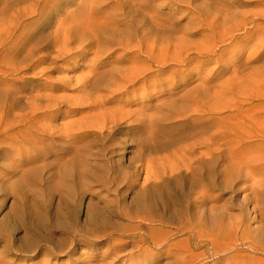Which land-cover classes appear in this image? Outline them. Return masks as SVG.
Wrapping results in <instances>:
<instances>
[{
  "label": "bare ground",
  "instance_id": "1",
  "mask_svg": "<svg viewBox=\"0 0 264 264\" xmlns=\"http://www.w3.org/2000/svg\"><path fill=\"white\" fill-rule=\"evenodd\" d=\"M68 1L70 0L4 1L0 44L5 64L0 69V75L19 76L9 80L20 86L21 91L30 87L31 94L25 97L23 104L14 92L7 89L0 91V153L8 152L12 148L20 151L24 144H27L30 150H38L41 147L47 148L51 143L67 156L66 161H63V168L69 177L77 171L81 174L89 167L94 174L96 170H93V165L88 160L91 141L87 140L88 136L94 134L89 130L93 125L84 124L87 121L81 117L75 123L76 127L58 128L53 125L54 116L50 115V112L54 111L57 117L60 108L71 102L69 100L67 102L65 94H55L57 89L68 90L69 79L53 78L50 75L52 71L66 65H70L71 69L79 66L85 68L84 74L74 77L76 87L72 90L77 94L74 96V104L78 107L68 112V115H72L73 112L77 114L85 112L83 118L101 116L103 122L99 129L102 131L100 137H96L97 141L111 137L116 131L114 127L117 125V119L112 114L113 107L107 106L115 96V91H120L118 101L132 103L135 98L125 97L131 92L129 88L143 77H145L143 82H147L150 78L147 76L149 70L153 72L154 67L159 65L160 74H163L164 66H169L170 63L190 66L199 59L195 56L189 57L187 51L196 50V54L205 57L198 64L204 71L198 72L196 84L193 83L184 93L170 99V104L180 101L177 106L183 103L185 96L193 99L192 110L185 115L177 114L179 115L177 118L180 119L177 121L185 123L184 126L188 127V131L178 133L180 134L178 139L187 141V148L192 156V162L187 165L190 173L186 172L182 176L177 173L178 176H174L182 192L175 199L171 198L172 200L164 197L160 189L170 180L160 176L163 183L154 182L145 188L146 191L156 192L157 200L147 199L146 192H143L135 196L131 204L120 205L113 201L107 203V208L113 213L112 216H116V223L115 225L107 223L106 239L109 245H115L111 235L120 234L132 238L136 249L131 252L138 258H144L149 252H157L156 254L160 256L165 250L177 249L179 252L175 256L179 258L180 264H196L201 258L206 257L209 249L194 252V246H207L211 248L212 253L218 254L231 249L234 246L232 242L237 240H240V245L247 244L251 250L264 254V245L248 238L246 225L227 226V222L224 223V218H227L225 204H208L204 198L208 195L204 189L205 183L213 177L214 167L219 158L226 157V153L242 158L241 156L245 154L264 149V71L261 65L249 67L248 72L240 70L237 63L245 50L243 43H236L231 46L229 53L225 52L215 57L219 48L215 44L217 40L219 42L232 40L236 31L243 29L246 32L249 27L253 28V31L248 38L255 39L251 46L252 53L263 47L264 23L257 22L261 17L260 12L231 13L228 10L225 12L221 9L226 6L220 4L221 9L214 10L210 8L213 0H204L201 4L199 0H92L86 5H81L82 2L74 3L75 8L70 13L65 7ZM262 1L264 3V0H246L240 3L247 5L253 2L257 6ZM23 3L26 5H21ZM181 3L196 13L190 22L192 29L195 26L201 30H209L211 25L217 23L209 30L210 35L202 36L205 43L203 48L200 44L191 43L186 37L196 35L199 30L180 32L170 19V13L162 10L167 5L178 9ZM53 7L57 8L56 11H61V17L54 20L59 21L58 26L47 39L45 26L52 19V11L55 9ZM25 14L36 19L22 22ZM209 17H216L210 21L213 24L206 21ZM117 50H122V58L129 63L102 71L104 60ZM161 51H164L165 55L159 57L158 53ZM88 55L90 58L86 61ZM166 55L168 59L164 58ZM54 57L61 58L60 65L54 61ZM210 62H214L215 67L208 69L205 65ZM227 68L231 74L225 77ZM174 70L179 68L174 69L170 66L168 73ZM145 72L148 73L142 75ZM102 88L115 89L110 90V94L107 95L97 94L96 92ZM133 95L135 96V91ZM215 100H218V103H215ZM116 106L117 110L122 111L120 117H127L131 113L123 109V105ZM176 110L180 111V108ZM138 111L144 114L143 109ZM225 112L228 115L221 116ZM41 116L50 118L45 124H40ZM82 124L84 128H81ZM132 126L134 128V125ZM127 129L132 128L128 126ZM57 131L60 136H55ZM196 147L201 150L196 151ZM32 164L31 160L23 164L19 158V164L9 168L1 164V167L5 168L2 173L14 175L12 185L19 186L26 179L38 177L37 168ZM24 165L30 168L19 173L20 166L23 168ZM128 173L127 168H117L112 170L111 177L110 173H107L103 181L99 179L108 186L128 178ZM80 174L77 179L83 180ZM155 180L156 178L146 181L152 183ZM197 186L202 188L197 194L204 197L193 199L191 202L188 193ZM209 213V218L215 222L220 221V225L209 227L206 224ZM87 216L89 221L94 217H103V208L91 204ZM58 219L54 228H60L65 237L56 239L48 234L33 235L32 229H27L23 236H27L23 246L27 245L35 252L47 244L50 249L41 250L42 253L51 252L59 255L64 251L69 254L75 250V245L88 240L99 241L101 235L105 234L99 231L94 234L76 220L65 222ZM143 222L146 223L145 226ZM31 226L35 227L33 223ZM179 236L181 238L176 239ZM120 244L121 247L113 248V257H110L108 264H124L126 257H132L130 252L121 257L120 250L127 242ZM144 244L147 246L144 247Z\"/></svg>",
  "mask_w": 264,
  "mask_h": 264
},
{
  "label": "rangeland",
  "instance_id": "2",
  "mask_svg": "<svg viewBox=\"0 0 264 264\" xmlns=\"http://www.w3.org/2000/svg\"><path fill=\"white\" fill-rule=\"evenodd\" d=\"M4 1L0 0V42ZM91 1L70 0L65 7L71 13L72 9L75 8L74 3L82 2L83 4L81 3V5H86ZM203 1L199 0V3L201 4ZM240 1L246 0H213L210 8L214 10L221 9L220 4L226 6L221 9L225 12L227 10L231 13L258 11L261 17L258 18L257 22L264 23L263 1L257 6L253 2L241 5ZM21 5L25 6L26 4L23 3ZM180 6L176 9L173 8L174 6L167 5L162 10L167 14L170 13V19L174 21L177 30L187 33L192 29L190 22L196 13L188 9L183 3ZM254 6L256 7L253 8ZM56 9L52 11L50 23L45 26L47 39L50 38L54 28L58 26L59 21L54 22V20L61 17V11H56ZM213 18L216 17H209L206 21H213ZM35 19L25 14L22 17V22H31ZM210 23L213 24V22ZM215 25L217 23L211 25V27ZM211 27L208 29L210 30ZM194 30L199 31L196 35H188L186 37L191 43L200 44L202 45L201 48H203L205 43L202 41V36L204 34L210 35L211 31L201 30L200 27L195 26L192 31ZM251 31H253V28L249 27L246 32L243 29L236 31L232 40L224 42L217 40L215 44L219 48L215 57L221 56L225 52L229 53L232 45L243 43L245 50L241 55V60L237 63L241 68L240 70L248 72L250 71L249 67L261 65L264 71V45L256 53H252L251 46L255 39H252V37L248 38ZM195 51L188 50V56L191 58L195 56L199 61L205 58L196 54ZM2 52V45L0 44V69L5 64L1 56ZM121 55L122 50L111 53L104 60L105 65L101 70H109L111 69L110 67H122L128 64L129 62H125ZM161 55H165L164 51L158 53L159 57ZM89 58L90 56L88 55L86 61ZM164 58L168 59L167 55ZM54 61L60 65L61 58L54 57ZM199 61L190 66L170 63L169 66H164L165 71L163 74H160L161 67L156 65L153 72L149 70L150 72L147 76L150 78L147 82H143L145 79L143 77L142 81L140 80L129 88L131 92L125 97L129 99L135 98L130 104L118 101V97H120L118 93L120 91H115V96L111 102L107 103V106L113 107L111 111L117 119V125L114 127L116 131L111 137L97 141L96 137H100V132L102 131L99 129L103 122L101 116L83 118L86 115L85 112L78 114L73 112L74 115H68V112L78 107L74 104V96H77V94L72 90L73 87H76V79L74 77L84 74L85 68L79 66L71 69L70 65H66L52 71L50 75L53 78L67 77L69 79L68 90L57 89L55 94L63 93L67 97V102L68 100L71 102L60 108L57 117L54 111L50 112V115L54 116L52 119L54 120L52 121L53 125L58 128L76 127L75 123L79 121L80 117L87 121L84 124L93 125L89 130L94 134L87 137V140L91 141L88 160L93 165V170H96V174H92V168L89 167L83 170L81 174L77 171L73 173V176L69 177L65 173V168H63V161H66L65 158L67 156L51 143L47 148L41 147L38 150H30L28 145L24 144V148H21L20 151L12 148L8 152L0 153V264H108L111 260L110 257H113V248L121 247L122 244L120 243H124V241L127 244L120 250L121 257L129 252L132 255V257H126V263L124 264H180L179 258L176 257L177 252H179L177 249L165 250L160 256L156 254L157 252H149L144 258H138L136 254L131 252L136 249L133 246L135 243H132V238L124 237L120 234L111 235L110 237L114 238L116 244L109 245L106 239L107 223L115 225L116 216H112L113 213L107 208L106 204L111 201L120 205L123 203L131 204L135 196L143 192H146L147 199L157 200V193L152 190L146 191L145 188L154 182L163 183L162 177L167 178L165 180H170L167 184L164 183L165 186L160 189L164 197L175 199L182 192L180 184L175 182L174 176H178V174L182 176L186 172L190 173L187 165L192 162V156L189 148H187V141L178 139L180 135L178 133L185 130L188 131V127L184 126L185 123L177 121L180 120L177 117L185 115L189 110H192L193 99L185 96L183 103L179 106L177 105L180 101H177L176 104H170V99L184 93L193 83L196 84L198 72L200 70L204 71L203 68H199ZM214 65V62H210L205 67L208 66V69H211L215 67ZM170 66L174 67V69L179 68V70L168 73ZM229 70L227 68L225 77L231 74ZM146 73L148 72L142 75ZM18 77L0 75V91L7 89L14 92L20 97L21 103L24 104L25 97H29L31 94V88L28 87L25 91H21L20 86L9 80ZM163 80H165L164 83H162ZM154 83H157V85H154ZM114 89L102 88L96 93L107 95L110 94V90ZM132 90L135 91V96ZM215 101V103H218V100ZM116 105H123V109L131 113L127 117H120L122 111L117 110ZM245 106L250 105L245 104ZM177 108H180V111H177ZM140 109L144 110V114L138 111ZM60 113H62L61 116ZM224 115L227 116L228 113L221 114V116ZM49 118V116H41L39 118L40 124H45ZM84 124H82L81 128H84ZM132 125H134V128ZM128 126L132 129L128 130ZM55 136H60L59 131L55 133ZM62 139H65V137H62ZM6 147L8 148L7 145ZM199 150L201 148L196 147V151ZM236 157L226 153V157L218 159L216 167H214L213 177L205 183L206 188L204 189L207 191L208 195L206 197L208 198L203 195H200V197L203 196L208 204H225L227 206V218H224V223L227 222V226H232L231 224H233L243 227L246 225L248 227V238L264 245V149L259 152L249 153V155L245 154L241 156L242 158ZM19 158H21L23 164L31 160L39 174L38 177L26 179L19 186H15L12 185L13 177L15 176L2 173L5 168H2L1 164L9 168L12 165L19 164ZM29 168V166L25 165L23 168L20 166L18 171L21 173ZM117 168H127L129 171L128 178L119 181L117 184L111 183L108 186L103 184L102 181L107 176V173H110L109 177H111L112 170ZM107 170L110 172H107ZM78 174L83 176V180L77 179ZM160 176L162 177L159 178ZM154 178L156 180L149 183ZM7 189L8 191H6ZM200 190H202L200 186L192 189V192L188 193V199L191 202L193 199L198 200L200 197L197 192ZM91 204L103 208L104 216L94 217L89 221L87 213ZM70 206L74 208L71 209ZM106 217L108 218L106 219ZM209 217L210 213L205 221L209 227L220 225V221L215 222ZM57 218L65 222L76 220L94 234L98 231L105 234L101 235V240L99 241L88 240L75 245V250L69 254L64 251L59 255L56 253L51 254V252L42 253V251L50 249L47 244L40 248V251L35 252L27 245L23 246V242L27 238V236H23L27 229H32L33 235L43 236L48 234L56 239L65 237L64 232L60 228H54ZM31 223L35 227L31 226ZM145 225L146 223L143 222V226ZM78 237L82 236L78 235ZM179 238L181 236L176 239ZM144 245V247L147 246V244ZM232 245L234 246L231 249L218 254L212 253L210 247L194 246V252L209 249L206 257L201 258L199 263L197 262L196 264H264V254L251 250L247 244L240 245V240L232 242ZM104 251H106L105 254Z\"/></svg>",
  "mask_w": 264,
  "mask_h": 264
}]
</instances>
